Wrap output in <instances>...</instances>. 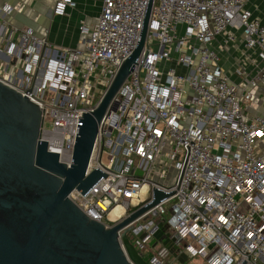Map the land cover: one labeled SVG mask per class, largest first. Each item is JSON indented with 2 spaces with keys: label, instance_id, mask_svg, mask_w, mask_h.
Segmentation results:
<instances>
[{
  "label": "built area",
  "instance_id": "obj_1",
  "mask_svg": "<svg viewBox=\"0 0 264 264\" xmlns=\"http://www.w3.org/2000/svg\"><path fill=\"white\" fill-rule=\"evenodd\" d=\"M251 1L102 0L94 22H80L77 47L13 28L0 48V81L40 105L39 140L69 166L83 114L134 50L150 6L144 45L113 98L116 109L98 126L88 163L87 172L107 175L84 196L68 195L110 226L148 202L153 187L173 192L128 233L142 255L160 222L178 254L264 264V20ZM68 6L74 2L55 0L53 13ZM13 9L22 6L1 7L7 21ZM233 44L236 79L220 59ZM167 254L161 247L148 263L170 264Z\"/></svg>",
  "mask_w": 264,
  "mask_h": 264
},
{
  "label": "water",
  "instance_id": "obj_2",
  "mask_svg": "<svg viewBox=\"0 0 264 264\" xmlns=\"http://www.w3.org/2000/svg\"><path fill=\"white\" fill-rule=\"evenodd\" d=\"M149 12L150 6L134 50L95 108L83 114L69 166L39 140L40 105L0 81V264H149L128 233L138 218L145 220V213L173 192L153 187L148 202L110 226L89 218L68 197L73 190L84 196L107 175L99 168L87 172L88 163L98 126L116 109L113 98L144 45ZM163 228L158 222L149 243L162 241L183 262L187 255L178 254L175 237L163 234Z\"/></svg>",
  "mask_w": 264,
  "mask_h": 264
},
{
  "label": "crops",
  "instance_id": "obj_3",
  "mask_svg": "<svg viewBox=\"0 0 264 264\" xmlns=\"http://www.w3.org/2000/svg\"><path fill=\"white\" fill-rule=\"evenodd\" d=\"M74 6H68L64 14H54L55 0H0L3 5H21L22 9H13L10 20L0 10V48L6 44L8 34L15 28L20 31L30 28L37 36H45L48 42L59 47L74 48L79 45L80 22L93 23L99 15L102 0H72ZM250 8L254 16L264 20V0H252ZM16 34L12 35L14 39ZM3 57V54L0 53Z\"/></svg>",
  "mask_w": 264,
  "mask_h": 264
},
{
  "label": "rangeland",
  "instance_id": "obj_4",
  "mask_svg": "<svg viewBox=\"0 0 264 264\" xmlns=\"http://www.w3.org/2000/svg\"><path fill=\"white\" fill-rule=\"evenodd\" d=\"M228 52H225L222 55H220L221 65L232 76V78L236 79V76L233 74V68H234V64H236V57H237V51H236V47L234 44L229 47ZM174 166H175V162L172 164V167ZM172 171H174V169H172ZM171 178L172 176L170 177V179ZM155 180L160 182V180H158L157 178ZM167 215H168V212L165 213L164 216L167 217ZM138 223L139 222H137L136 225H138ZM132 241H133V238H132ZM145 247L146 248H144L145 249L144 252L147 253L150 249V246L145 245ZM151 248L152 249L154 248L155 254H159L161 247L159 245H156V246H151ZM165 257H166V260L170 262V264H208L207 261L203 259L201 256H194V257L188 256L183 262H180L177 259H173L172 256L168 254Z\"/></svg>",
  "mask_w": 264,
  "mask_h": 264
},
{
  "label": "trees",
  "instance_id": "obj_5",
  "mask_svg": "<svg viewBox=\"0 0 264 264\" xmlns=\"http://www.w3.org/2000/svg\"><path fill=\"white\" fill-rule=\"evenodd\" d=\"M133 209H134V208H133ZM133 209H132V210H133ZM130 211H131V210H130ZM130 241H131V242H134V240L132 241V238L130 239ZM147 245L150 246V249H149V251H148L147 253L144 252V254H143V258H144L145 261L149 262L151 256L155 254V253H154L155 251H154V248H153V249L151 248L152 245H150V244H147ZM155 248H156V247H155Z\"/></svg>",
  "mask_w": 264,
  "mask_h": 264
},
{
  "label": "bare ground",
  "instance_id": "obj_6",
  "mask_svg": "<svg viewBox=\"0 0 264 264\" xmlns=\"http://www.w3.org/2000/svg\"><path fill=\"white\" fill-rule=\"evenodd\" d=\"M143 190H144V187H143ZM118 210H122V208L120 207V206H117L115 209H113V211L109 214V218H111V219H115L116 218V216H118V214H117V211ZM117 214V215H116Z\"/></svg>",
  "mask_w": 264,
  "mask_h": 264
},
{
  "label": "flooded vegetation",
  "instance_id": "obj_7",
  "mask_svg": "<svg viewBox=\"0 0 264 264\" xmlns=\"http://www.w3.org/2000/svg\"><path fill=\"white\" fill-rule=\"evenodd\" d=\"M145 244H150L149 243V241H145L144 242ZM151 245V244H150ZM156 245H160L161 247H165L164 245H163V243H162V241H156L152 246H156ZM173 245H174V243H173ZM169 250V249H168ZM169 253H170V251H169Z\"/></svg>",
  "mask_w": 264,
  "mask_h": 264
}]
</instances>
